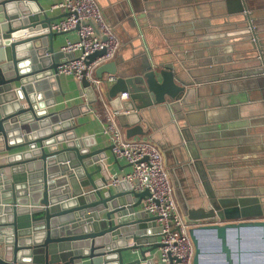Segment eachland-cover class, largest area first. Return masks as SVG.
I'll return each instance as SVG.
<instances>
[{
	"label": "water",
	"instance_id": "water-1",
	"mask_svg": "<svg viewBox=\"0 0 264 264\" xmlns=\"http://www.w3.org/2000/svg\"><path fill=\"white\" fill-rule=\"evenodd\" d=\"M227 2L236 4L230 12L245 13L243 25L248 34L241 41H250L256 51L250 57L258 66L220 77L259 73L258 80L264 83V44L259 29L247 12L245 0ZM143 3L140 9L130 11L146 29L154 24L153 12L147 9V0ZM66 13L49 15L41 0H0V264H143L148 259L146 251L160 245L151 232L160 226H149L156 216L140 205L148 189L136 191L125 179L111 183L119 177L107 165L106 149L111 144L91 149L87 137L78 136L73 127L74 116L89 109V103L97 99L94 85L82 77L83 91L87 93L89 88L93 93V97L86 94L88 101L82 106L50 108L57 101L54 91L59 89L60 75L55 71L64 53L53 43L54 35L63 31H55L49 24ZM84 22L91 23L105 38L94 19ZM215 27L202 30L208 55L220 50L212 48V35L206 34ZM159 29L165 32L166 28ZM217 40L222 42L224 38ZM168 43L171 47L161 60L144 52L132 64L115 57L100 64L97 75L116 74L105 92L107 98L111 100L128 89L131 98L143 93V107L159 106L171 118L175 117V107L187 105L194 109L195 103L189 101L200 95L197 84L202 79L184 75L190 65L183 60V46L178 45L181 49L176 51L174 41ZM104 52L105 48H101L89 53L87 61ZM134 111L135 105L130 104L118 114V119L122 115L132 118L124 122L128 136L144 131L138 120L134 122L142 118ZM192 114L196 113H186L187 119L180 128V142L188 152V161L183 159L184 165L179 169L186 168L191 173L194 195L182 201L172 168L168 172L180 207L191 223L193 262L264 264V218L229 219L244 214L238 204L240 198L222 194L215 186L214 180L220 176L210 167L216 165L205 161L199 150L207 147L202 140L203 128H190L205 123L210 115L206 112L197 118ZM214 126L224 128L227 124ZM217 133L224 136L221 130ZM242 134L236 137L240 144L246 138ZM159 146L164 149V145ZM90 164H96V168L89 170ZM97 171L100 176L94 178ZM127 250L138 251L139 255L126 258Z\"/></svg>",
	"mask_w": 264,
	"mask_h": 264
},
{
	"label": "crops",
	"instance_id": "crops-1",
	"mask_svg": "<svg viewBox=\"0 0 264 264\" xmlns=\"http://www.w3.org/2000/svg\"><path fill=\"white\" fill-rule=\"evenodd\" d=\"M55 1L41 0L49 15L61 12L59 9H49ZM98 1L121 39L116 59L132 64L146 52L155 60H161L164 58V52L171 47L168 43L171 40L174 41L176 51L181 49L178 45L183 46L181 50V53L185 54L183 60L190 65L189 71H185L184 75L187 78L202 79L197 84L201 87L200 95L192 96L189 101L191 104L195 103V108L189 109L187 105L175 107L172 110L174 118L159 106L143 107V93L141 97L131 98V91L128 89L129 97L120 98L117 94L111 100L108 99L112 106L124 110L125 107L134 104L135 111L132 113L136 112L142 116L140 120L136 118L134 122L138 120L144 131L130 136L126 133L127 125H124V122L132 118L125 115L119 117L125 135L149 138L158 145H164L162 151L166 167L172 168V175L178 180L180 197L184 201L194 195L196 188L190 178L191 173L186 168L179 169V166L184 165L183 159L188 161V152L185 146L181 145L182 141L180 142V128L187 119V112H195L196 114L192 115H196L197 118H201V115L207 112L210 115L208 121L190 128L196 130L203 128L202 140L207 143V147L199 150L205 161L216 165L210 167L220 176L214 180L215 186H219L222 194L240 198L238 204L244 214L229 219L264 218V83L259 82V73L220 77L222 74H231L229 72L238 70L251 71L258 66L250 57L256 52L250 41H241L248 34L246 26L243 25L246 22L245 13L230 12L229 10L235 8L236 4L233 2L229 4L227 0H147V9L153 12L151 17L154 24L144 29L134 16V12L130 10L140 9L145 0ZM245 2L247 12L258 27L259 38L264 44V0ZM43 13L41 12V16ZM212 25H215L216 29L206 34L212 35L209 38L213 41L212 48L220 50L208 55L206 49L209 46L202 42L204 34L202 30L203 27L207 29ZM161 26H165V32L159 29ZM76 36L74 29L57 33L53 37L55 48L60 49L67 38L75 39ZM219 38H224V41L219 42L217 40ZM59 75V89L54 91L57 101L50 106L51 109L80 106L88 101L86 94L93 97L89 88L87 93L83 91L82 82L74 75L67 73ZM102 85L106 92L109 84ZM143 97L146 98V95ZM89 106V109L74 116L75 132L78 136L87 137L91 149L108 146L109 136L103 131V123L96 111L99 107L97 99L89 103ZM220 123L227 126L224 128L214 126ZM219 130L224 136L217 135ZM248 130L249 134L244 133ZM239 134L246 137L242 144L236 140ZM106 151L109 155L106 159L107 165L112 173L122 175L131 169L132 166L126 159L120 157L115 161L116 156L113 155L111 148H107ZM95 168L96 164H90L88 167L89 170ZM194 175L197 177V172ZM99 176V171L93 173L94 178ZM170 178L172 180L171 175ZM149 226L152 227L153 224ZM124 254L126 258L139 255L138 251L132 250H127ZM147 257L143 264H156L159 259L158 246L150 250Z\"/></svg>",
	"mask_w": 264,
	"mask_h": 264
},
{
	"label": "built area",
	"instance_id": "built-area-1",
	"mask_svg": "<svg viewBox=\"0 0 264 264\" xmlns=\"http://www.w3.org/2000/svg\"><path fill=\"white\" fill-rule=\"evenodd\" d=\"M49 9L67 12L50 22L51 29H74L77 35L75 39L67 38L60 47L64 55L55 73L72 74L79 81L86 77L94 85L99 106L96 111L103 123V131L109 136L111 151L116 158L122 157L132 166L119 177L113 178L111 183L116 184L120 179H125L130 181L134 190L147 188L149 191L140 205L150 215L156 216L150 220L154 222L152 224L160 226L155 232L151 231L160 242L156 264H194L195 244L189 231L191 223L186 220L175 195L161 147L152 139L125 135L118 120V114L124 109L109 103L102 85L114 82L116 74L105 72L99 76L96 73L100 64L115 57L121 44L119 34L105 16L98 0H56ZM87 18L95 20L105 38L97 33L91 23L84 22ZM101 48H105L103 54L87 61L89 53ZM117 94L120 98L129 97L128 90Z\"/></svg>",
	"mask_w": 264,
	"mask_h": 264
},
{
	"label": "rangeland",
	"instance_id": "rangeland-1",
	"mask_svg": "<svg viewBox=\"0 0 264 264\" xmlns=\"http://www.w3.org/2000/svg\"><path fill=\"white\" fill-rule=\"evenodd\" d=\"M206 242H207V240H206ZM209 243V242H208ZM210 244V243H209ZM211 245V244H210Z\"/></svg>",
	"mask_w": 264,
	"mask_h": 264
}]
</instances>
